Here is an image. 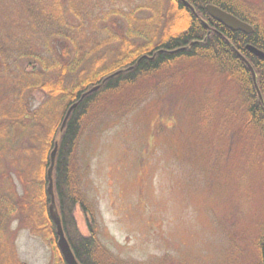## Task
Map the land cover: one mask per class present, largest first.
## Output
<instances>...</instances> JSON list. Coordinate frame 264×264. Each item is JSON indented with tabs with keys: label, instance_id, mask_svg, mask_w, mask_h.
Segmentation results:
<instances>
[{
	"label": "rangeland",
	"instance_id": "rangeland-1",
	"mask_svg": "<svg viewBox=\"0 0 264 264\" xmlns=\"http://www.w3.org/2000/svg\"><path fill=\"white\" fill-rule=\"evenodd\" d=\"M73 1L83 20L81 33L89 40L78 39V45L86 51L107 36L104 28L124 34L127 13L154 16L167 8L164 0ZM49 4V0H0V195L12 203L22 196L21 179L34 163L23 147L32 129L28 111L46 98L39 89L19 91L14 80L19 70L46 78L54 74L32 57L48 60L57 56L62 44L61 36L45 40ZM59 4L62 16L76 29L80 21L73 17L76 13L62 0ZM254 7L264 12V3ZM207 68L157 74L146 81L149 92L127 111L104 109L86 118L72 160L76 188L93 217L76 208L74 218L80 234L93 233L97 238V253L107 264L255 261L264 227V180L258 169H264V157L248 143L247 132L242 140L237 135L231 141L230 134L228 148L223 129L228 133L239 129L221 126L219 119L225 100H237L238 91L223 81L220 72ZM178 77L181 81L176 83ZM202 104L207 108L200 114ZM17 228L6 217L3 249L22 264H48L47 244Z\"/></svg>",
	"mask_w": 264,
	"mask_h": 264
},
{
	"label": "trees",
	"instance_id": "trees-1",
	"mask_svg": "<svg viewBox=\"0 0 264 264\" xmlns=\"http://www.w3.org/2000/svg\"><path fill=\"white\" fill-rule=\"evenodd\" d=\"M186 1L192 9L183 0H164L167 8L165 12L162 11V15L161 11L154 16L152 14L144 17L127 13L123 16L126 24L124 34L114 31L113 28H104L107 36L101 43H94L86 51L78 45V39L85 43L89 40L83 37L79 28L83 20L73 8L74 1L62 0V3L76 13L74 18L80 19L76 29L74 24L62 16L59 0L57 3L49 0V16H44L48 23V36L45 40L51 42L61 36L62 44H58L57 56L48 60L32 54L34 61L42 63V69L53 70L54 74L47 75L46 78L34 71L19 70L14 80L19 91L27 94L39 89L46 98L37 108L28 111V114L31 113L32 129L28 132V141H24L23 147L25 153L33 156L34 163L29 174L21 179L23 194L13 203L7 202L0 195V264H22L16 255L6 252L8 248L3 249V224L6 217L9 222L17 223V230L26 229L47 244L51 253L48 264H66L57 247L55 225L48 213L50 195L47 190V170L50 152L55 143L57 150L51 174L52 191L65 238L78 264H107V260L103 261L97 253L100 252V245L94 234L82 235L76 227V208L88 218L93 214L83 203L76 188L73 152L86 118L104 109L127 111V108L135 106L149 92L151 85L146 81L155 79L157 74L165 76L169 71L178 73L181 68H184L182 73H187L199 71L201 67L220 72L223 81L232 84L238 91L237 100H225L226 105L223 106V114L219 119L221 126L228 128L231 124L232 129H239L238 132L232 130L229 133L223 129L228 148L231 143L230 134L233 135L231 141L237 135L242 140V135L247 132L248 143L254 145V151L257 150L263 159L264 58L260 59L249 52L246 45H252L264 53V16H246L243 3L236 0ZM206 4L215 5L235 15L250 25L253 32L233 31L209 16H194V13L200 15L206 12ZM93 23L95 25V21ZM114 26L117 27L115 24ZM60 28H65L68 32H62ZM138 39L142 42H137ZM110 44L113 46L108 47ZM47 52H50L49 47ZM245 61L255 73L261 98ZM180 79L178 77L176 83ZM96 86V90L88 92ZM73 103L76 106L70 111L62 127L65 113ZM23 107L26 108L27 104ZM206 108L202 104L198 109L200 114ZM21 115L26 116L25 113ZM13 117L14 115L11 116ZM15 117L18 118L19 113ZM201 118L199 127L202 125ZM14 123L20 124L16 121ZM261 165L264 167L263 161ZM258 169L264 180V169ZM257 240L256 259L251 264H264V227Z\"/></svg>",
	"mask_w": 264,
	"mask_h": 264
},
{
	"label": "water",
	"instance_id": "water-1",
	"mask_svg": "<svg viewBox=\"0 0 264 264\" xmlns=\"http://www.w3.org/2000/svg\"><path fill=\"white\" fill-rule=\"evenodd\" d=\"M205 8H206L207 13L210 15L209 16L210 18L214 19L215 21L222 24L226 28L233 30V31H242L245 33H251L252 32V27L250 25L239 20L235 16H232V15L226 13L225 11L217 8L216 6L208 4V5H206ZM246 49L249 52H251L252 54H254L255 56H257L258 58H260V59L264 58V53L261 50H258L257 48H255L254 46L246 45ZM245 63L247 65V67L249 68L251 78H252V81L254 83V87L257 91V94H258L259 98H261L259 90H258L257 85H256L255 73H254L251 65L247 61H245ZM96 89H97V86L92 87L90 90H88V92L94 91ZM75 106H76V103H73L67 109L65 116L63 118L62 127L64 126L65 121H66L70 111ZM56 150H57V143L54 144V147H53L52 151L50 152V156H49L50 163H49V168L47 170V178H48L47 190H48V193L50 195V203L48 205V213H49L51 220L53 221V223L55 225L56 236H57V247L59 249V252H60L63 260L65 261L66 264H78L74 255H73V252L71 251L70 246H69V244L65 238V235H64V232H63L62 226H61L60 217L58 215V212H57V209H56V206L54 203L51 174H52V168L54 165ZM262 258H263V263H264V242H263Z\"/></svg>",
	"mask_w": 264,
	"mask_h": 264
},
{
	"label": "flooded vegetation",
	"instance_id": "flooded-vegetation-1",
	"mask_svg": "<svg viewBox=\"0 0 264 264\" xmlns=\"http://www.w3.org/2000/svg\"><path fill=\"white\" fill-rule=\"evenodd\" d=\"M183 1L186 3L187 6H189V4H188V2L186 0H183ZM236 1L243 3V6L245 7L244 8V11H246L245 12V15L246 16H264V12L261 13L259 9H255L256 7H254L255 5L263 4L264 3V0H259V3L258 2H253V1H250V0H236ZM206 5H208V4H206ZM206 5H205V7H206ZM189 7L192 9L191 6H189ZM258 7H260V5ZM217 8H219V7H217ZM219 9H221V8H219ZM205 10H206V8H205ZM221 10H223V9H221ZM223 11H225V10H223ZM225 12L228 13V14H230V15H232V16H235V15H233V14L227 12V11H225ZM194 16H210V15L206 11L204 13H201L200 15L194 13ZM252 32H253V29H252Z\"/></svg>",
	"mask_w": 264,
	"mask_h": 264
}]
</instances>
